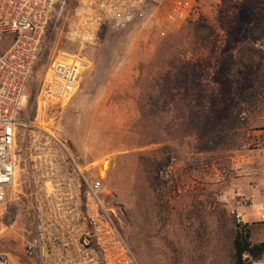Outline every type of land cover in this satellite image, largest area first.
Returning a JSON list of instances; mask_svg holds the SVG:
<instances>
[{
	"label": "rangeland",
	"instance_id": "rangeland-1",
	"mask_svg": "<svg viewBox=\"0 0 264 264\" xmlns=\"http://www.w3.org/2000/svg\"><path fill=\"white\" fill-rule=\"evenodd\" d=\"M176 2L155 0L145 19L108 28L93 46L47 29L21 116L32 115L52 57H81L77 92L48 116L80 166L101 179L139 262L232 264L237 224L222 176L233 175L236 149L250 144L249 113L229 143L221 135L247 106V78L233 83L232 75L242 67L238 53L250 32L264 26V0H199L190 20L173 22ZM257 51L255 72L264 65V49ZM20 160L10 194L14 217L0 206V253L12 264H25L22 251L34 225L23 155ZM159 162L171 166L161 168L158 177L167 184L156 191Z\"/></svg>",
	"mask_w": 264,
	"mask_h": 264
},
{
	"label": "built area",
	"instance_id": "built-area-1",
	"mask_svg": "<svg viewBox=\"0 0 264 264\" xmlns=\"http://www.w3.org/2000/svg\"><path fill=\"white\" fill-rule=\"evenodd\" d=\"M70 1L67 9L66 0H0V206L8 219L14 217L10 194L23 155L34 213L33 232L22 251L25 264H141L120 230L114 206L104 198L101 179L89 176L50 123L49 109L66 106L79 88L82 58L52 57L32 115L21 114L47 29L93 46L102 27L124 28L145 19L155 0ZM198 2L177 0L170 20H190ZM261 146L264 132L252 135L247 149ZM234 218L242 224L239 214ZM0 264L12 261L0 253Z\"/></svg>",
	"mask_w": 264,
	"mask_h": 264
},
{
	"label": "crops",
	"instance_id": "crops-1",
	"mask_svg": "<svg viewBox=\"0 0 264 264\" xmlns=\"http://www.w3.org/2000/svg\"><path fill=\"white\" fill-rule=\"evenodd\" d=\"M248 121L254 126L248 134L264 132V107L255 104ZM258 122L260 124L256 126ZM222 179L233 211L240 215L242 224L249 229L250 243L264 244V146L236 149L234 173L232 176L224 174ZM251 264H264V255Z\"/></svg>",
	"mask_w": 264,
	"mask_h": 264
},
{
	"label": "trees",
	"instance_id": "trees-1",
	"mask_svg": "<svg viewBox=\"0 0 264 264\" xmlns=\"http://www.w3.org/2000/svg\"><path fill=\"white\" fill-rule=\"evenodd\" d=\"M108 27H102L99 36L101 37ZM259 43V46L256 44ZM264 49V26H259L256 30L250 32L249 43L240 48L238 53L239 64L242 67H237L232 75V82L235 83L247 78V92L243 98V102L247 104L245 109H239L229 121L224 124L221 141L229 143L233 135L238 130L243 128L246 123V117L240 118V114L245 112L250 113L251 109L257 102L264 101V65L259 67L260 71L255 72V67L259 66L257 59L260 56L257 49ZM256 73V74H255ZM249 87V88H248ZM34 95V94H33ZM50 110V109H49ZM245 110V111H242ZM169 167L171 164L159 162L157 165V177L155 181V188L159 189L162 185H166L167 181L160 180L158 175L161 173V168ZM237 229L233 235L231 243V263L232 264H251L264 255V244L252 245L249 241V229L244 224L236 225Z\"/></svg>",
	"mask_w": 264,
	"mask_h": 264
}]
</instances>
